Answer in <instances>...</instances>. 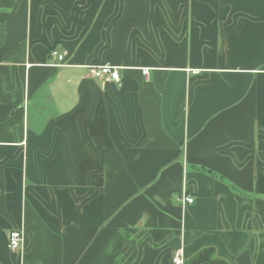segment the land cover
<instances>
[{"label": "crops", "instance_id": "crops-1", "mask_svg": "<svg viewBox=\"0 0 264 264\" xmlns=\"http://www.w3.org/2000/svg\"><path fill=\"white\" fill-rule=\"evenodd\" d=\"M178 248L264 264V0H0V264Z\"/></svg>", "mask_w": 264, "mask_h": 264}, {"label": "built area", "instance_id": "built-area-1", "mask_svg": "<svg viewBox=\"0 0 264 264\" xmlns=\"http://www.w3.org/2000/svg\"><path fill=\"white\" fill-rule=\"evenodd\" d=\"M51 53L54 57H56L59 60H63L64 58V53H59L56 50H53ZM87 67L90 69L91 75L97 79L103 81H114L117 83L121 81V72L119 66L105 63L101 65H88ZM144 73L147 74L148 69H145ZM179 199L184 204L193 203L195 200L193 196L186 194L184 192L180 195ZM24 238H25L24 233L21 229H12L9 232L8 246L14 250L19 249L20 247H22L24 243ZM172 262L173 264H184L183 248L176 249L172 257Z\"/></svg>", "mask_w": 264, "mask_h": 264}]
</instances>
